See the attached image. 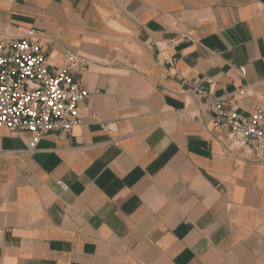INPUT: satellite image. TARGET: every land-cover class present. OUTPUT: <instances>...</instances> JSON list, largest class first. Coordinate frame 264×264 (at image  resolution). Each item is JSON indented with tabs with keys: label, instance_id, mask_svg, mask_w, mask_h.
I'll list each match as a JSON object with an SVG mask.
<instances>
[{
	"label": "crops",
	"instance_id": "1",
	"mask_svg": "<svg viewBox=\"0 0 264 264\" xmlns=\"http://www.w3.org/2000/svg\"><path fill=\"white\" fill-rule=\"evenodd\" d=\"M30 28L88 96L34 153L0 126V264H264V164L184 112L196 78L264 110V0H0V33Z\"/></svg>",
	"mask_w": 264,
	"mask_h": 264
},
{
	"label": "built area",
	"instance_id": "2",
	"mask_svg": "<svg viewBox=\"0 0 264 264\" xmlns=\"http://www.w3.org/2000/svg\"><path fill=\"white\" fill-rule=\"evenodd\" d=\"M43 45L44 36L37 28L20 37L0 33V126L15 136L29 132L31 153L37 151L45 134L69 133L81 124L83 113L78 102L88 96L78 78L84 56L67 50L53 66ZM203 82L201 78L194 80V97L186 103L185 114L198 124L213 123L226 130L228 151L264 164V110L256 108L245 115L221 99L209 100ZM93 118L99 120L96 114ZM56 183L63 190L69 189L61 179Z\"/></svg>",
	"mask_w": 264,
	"mask_h": 264
}]
</instances>
